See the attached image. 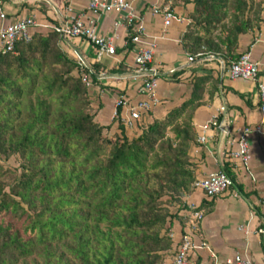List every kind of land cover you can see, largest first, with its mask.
I'll return each mask as SVG.
<instances>
[{
	"label": "trees",
	"instance_id": "obj_1",
	"mask_svg": "<svg viewBox=\"0 0 264 264\" xmlns=\"http://www.w3.org/2000/svg\"><path fill=\"white\" fill-rule=\"evenodd\" d=\"M181 1L193 4L184 51L226 68L242 54L241 37L263 22L264 0ZM61 39L34 32L0 54V264H167L179 244L173 220L194 191L193 118L210 77H194L188 99L132 137L119 106L110 138L82 78L93 84L94 73ZM14 155L19 168L6 169L1 161Z\"/></svg>",
	"mask_w": 264,
	"mask_h": 264
},
{
	"label": "crops",
	"instance_id": "obj_2",
	"mask_svg": "<svg viewBox=\"0 0 264 264\" xmlns=\"http://www.w3.org/2000/svg\"><path fill=\"white\" fill-rule=\"evenodd\" d=\"M136 10L142 15L146 32L141 40L155 45L154 61L151 66L158 70L157 96L160 102L142 120L129 131L139 129V124H147L162 119L175 106L188 99L193 79L197 75H209L202 104L196 109L193 125L197 139L189 148L190 160L194 165L196 179L209 176L225 166L231 178L230 187L222 194L208 198L201 189H194L184 198L186 206L195 205L199 209L203 204H211V210L205 213L194 239L206 240L216 254L210 256L207 250L195 253L193 264H220L235 255H243L252 264H264V133L253 132L249 138L251 158L248 164L240 158L232 157L237 150L239 132L246 127L261 124L259 83L264 84V15L259 28L243 35L238 51H250L253 60L258 63L257 80L233 79L229 76L225 62L219 57L202 61L189 60V54L181 45V35L189 22L192 3L181 0H132ZM89 0H4L6 23L25 17H35L44 24L62 26L70 16L84 20L96 19L97 30L107 37L118 35L116 53L104 54L98 58L94 46L82 37H62L60 45L73 59L81 58L94 73L96 81L90 86L92 105L97 120L117 129L114 113L119 99L126 101L121 109V119L127 115L133 104L145 97L139 91L144 71L136 69L133 63V46H129L128 32L124 14H95L88 9ZM156 4L170 5L174 20L169 26L164 23L162 14H155L152 8ZM120 22L118 26L116 23ZM1 24V20H0ZM46 34L51 30L45 27L32 29ZM223 124L218 127L204 126L212 119ZM116 121V120H115ZM124 122V120H123ZM125 124V123H124ZM138 124V125H137ZM264 129V124H263ZM131 132V134H129ZM204 136L205 141H200ZM191 211L188 208L179 211V218L173 220L176 244L182 233L188 231ZM167 264H171L168 262Z\"/></svg>",
	"mask_w": 264,
	"mask_h": 264
},
{
	"label": "built area",
	"instance_id": "obj_3",
	"mask_svg": "<svg viewBox=\"0 0 264 264\" xmlns=\"http://www.w3.org/2000/svg\"><path fill=\"white\" fill-rule=\"evenodd\" d=\"M88 9L95 14L102 13H118L125 15V21L128 32V37H131L133 43V63L136 69L144 71L145 76L142 79L139 91L144 95V99L129 107L127 115L123 118L127 128L132 129L138 121H140L144 114L148 113L153 107L160 102L157 96L158 87V70L151 66L154 61L155 45H148L144 43L141 38L145 34V22L142 15L136 10L132 0H89ZM153 13L162 14L164 23L169 26L174 20V12L170 5L156 4L152 8ZM6 13L4 11V0H0V54L13 52L17 43H28L33 38L32 29L38 27H45L51 31L59 32L62 37H82L89 41L95 48L98 58L104 54L114 55L116 53L115 41L118 35L107 37L98 32L96 26V19L84 20L82 17L70 16L68 22L62 26H55L44 24L37 21L33 16L25 17L6 23ZM121 24L116 23V26ZM131 31L135 34L131 36ZM213 56L200 54L197 57L189 56L190 61L200 59L202 61L208 60ZM83 66H88L81 58L78 61ZM229 76L233 79L257 80L259 65L253 60L250 51L242 53L236 60L231 61L227 68ZM83 81L91 86L87 74L82 75ZM260 95V112L262 115L261 124L255 127H246L239 132L237 138L238 148L231 152L232 157L240 158L243 163L248 164L251 158V151L249 147L248 138L253 132L264 133V84L259 83ZM117 108L119 106L126 107V101L119 99L116 102ZM117 109L114 113L116 116ZM214 126L223 130V124L217 118H212L204 129ZM200 141L204 142L205 137L201 136ZM231 185V178L224 171L212 173L207 177L196 179L193 183L194 189H201L205 196L214 198L225 192ZM187 208L191 211L188 231L181 234L178 240V248L171 261V264H193L192 259L195 253L200 250H207L210 256L216 258V254L212 251L210 244L206 240H195L194 235L205 217L202 209L195 205H190ZM170 236L175 239L176 235L173 230H170ZM220 264H252L250 258L243 255H235L225 259Z\"/></svg>",
	"mask_w": 264,
	"mask_h": 264
},
{
	"label": "rangeland",
	"instance_id": "obj_4",
	"mask_svg": "<svg viewBox=\"0 0 264 264\" xmlns=\"http://www.w3.org/2000/svg\"><path fill=\"white\" fill-rule=\"evenodd\" d=\"M92 95H91V103H92ZM96 108V107H95ZM95 108L92 107L91 111L93 113H96L95 111ZM129 131H132L131 129ZM133 132L136 134L137 133V129H133ZM104 134L110 138H113L114 137V130L111 128V126H108L104 129ZM129 134H131V132H129ZM133 136V135H132ZM130 136V137H132ZM2 164L3 166L6 168V169H11V170H16L19 168L20 164H21V159L18 155H14V156H11L10 158L8 159H3L2 161ZM178 205H176L174 208H173V211L175 212L177 209H178ZM173 256H174V253L172 252V255H170V257L167 258V263L168 262H171L172 259H173ZM29 261V260H28ZM19 264H26V263H22L20 262ZM32 264V263H30Z\"/></svg>",
	"mask_w": 264,
	"mask_h": 264
}]
</instances>
